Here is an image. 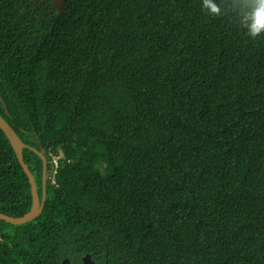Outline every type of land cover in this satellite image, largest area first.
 <instances>
[{"label": "trees", "instance_id": "trees-1", "mask_svg": "<svg viewBox=\"0 0 264 264\" xmlns=\"http://www.w3.org/2000/svg\"><path fill=\"white\" fill-rule=\"evenodd\" d=\"M214 2L0 0V115L47 160L0 264H264V34ZM30 203L0 131V213Z\"/></svg>", "mask_w": 264, "mask_h": 264}, {"label": "water", "instance_id": "water-1", "mask_svg": "<svg viewBox=\"0 0 264 264\" xmlns=\"http://www.w3.org/2000/svg\"><path fill=\"white\" fill-rule=\"evenodd\" d=\"M65 0H52V5L56 8L58 14L62 11V6ZM0 131L3 133L6 141L8 142L11 150L13 151L16 160L23 172V174L27 178V182L29 184V192L31 197V203L29 210L19 217H11L7 216L3 213H0V221L10 224L12 226H20L25 223L33 221L37 218L44 207L45 201V180H46V157L44 155V149H40L39 151L28 147L23 143L21 138L15 133V131L11 128V126L2 118L0 115ZM23 149H29L34 154H36L41 160L42 166V177H41V192L38 194V189L36 185L35 174L30 171L29 165L24 162L23 157ZM60 264H71L68 259H63ZM79 264H95L89 257L88 254H85L81 258V262Z\"/></svg>", "mask_w": 264, "mask_h": 264}, {"label": "clouds", "instance_id": "clouds-1", "mask_svg": "<svg viewBox=\"0 0 264 264\" xmlns=\"http://www.w3.org/2000/svg\"><path fill=\"white\" fill-rule=\"evenodd\" d=\"M202 6L213 16L223 14L222 6L214 0H202ZM223 7L225 11L235 13V22L251 39L255 40L264 34V0H227Z\"/></svg>", "mask_w": 264, "mask_h": 264}, {"label": "flooded vegetation", "instance_id": "flooded-vegetation-1", "mask_svg": "<svg viewBox=\"0 0 264 264\" xmlns=\"http://www.w3.org/2000/svg\"><path fill=\"white\" fill-rule=\"evenodd\" d=\"M36 0H34V2H35ZM28 147H30V146H28ZM24 150V149H23ZM29 150V149H28ZM30 151V150H29ZM32 152V151H31ZM27 159V158H26ZM39 194V193H38ZM40 195V194H39Z\"/></svg>", "mask_w": 264, "mask_h": 264}]
</instances>
